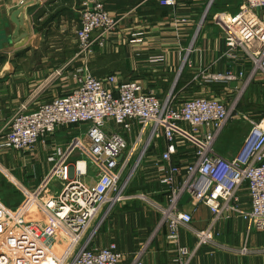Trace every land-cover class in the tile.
Masks as SVG:
<instances>
[{
  "label": "built area",
  "instance_id": "obj_1",
  "mask_svg": "<svg viewBox=\"0 0 264 264\" xmlns=\"http://www.w3.org/2000/svg\"><path fill=\"white\" fill-rule=\"evenodd\" d=\"M159 3L174 7L176 0ZM78 20L76 57H92L94 47H103L119 23L101 0H80ZM211 20L225 33L219 58L230 69L203 78L223 85L227 95L236 94L228 106L215 95L178 99V75L160 99L138 81L114 74L96 78L83 65L63 78L72 81L68 92L14 113L0 139L19 153L62 127L85 125V157L95 169V180L92 185L81 181L88 173L85 160L83 170L79 162L71 166L73 177L68 166H58L54 178L63 183L58 193L44 199L28 194L35 208L30 216L36 220L0 203V264H126L116 244L98 248L92 242L116 205L148 201L147 192L126 193L148 158L162 188L161 201L151 203L159 217L158 231L165 230V242L171 246L170 264H190L203 249L210 255L224 251L218 242L222 223H244L246 236L264 232V117L250 122L233 154L223 156L216 150L219 136L234 118H250L237 113L238 99L255 82H264V0H242L236 14H215ZM238 80L243 83L232 91L224 85ZM159 142L164 149L153 154ZM187 205L208 210L205 229L192 227L193 215L184 211ZM181 232L193 239L192 247L182 242ZM146 250L147 245L127 264H148ZM248 252L244 245L238 253Z\"/></svg>",
  "mask_w": 264,
  "mask_h": 264
},
{
  "label": "crops",
  "instance_id": "obj_2",
  "mask_svg": "<svg viewBox=\"0 0 264 264\" xmlns=\"http://www.w3.org/2000/svg\"><path fill=\"white\" fill-rule=\"evenodd\" d=\"M101 1L106 11L118 18V28L107 38L103 47H94L92 57H76L74 32L79 26L80 0H0V134L20 107L26 106L28 110H33L68 92L72 81L63 78H70L71 72L83 65L96 78L114 74L124 80L138 81L145 92L155 94L160 99L166 96L177 75L176 90L180 100L201 95H215L223 99L222 96L227 95L223 85L206 83L203 78L207 75L224 74L230 69L225 59L219 58L224 49L225 33L217 24L212 23L211 18L220 13L236 14L242 0H176L174 7L162 6L159 0ZM21 7L23 12L20 16L26 21L28 31L20 27L17 36H13L15 26L9 18ZM206 11V18L199 28ZM192 43L191 50L188 51ZM185 58L186 63L181 69ZM248 68L246 65L245 69ZM57 73L60 75L57 76ZM242 83L243 80H238L224 85L229 86L232 91V88H239ZM255 86L257 89L262 87L258 82L250 87ZM250 87L246 91L247 95L245 93L243 96H248ZM250 101L251 99L247 100L248 103ZM70 127L86 131L85 125L62 127L39 140L33 148L49 138L51 145L48 149L59 153L56 164L68 166L72 175L73 164L67 159L71 150L62 152L59 149L65 136L60 130ZM163 149L159 142L158 148L152 153L158 155ZM23 154L25 153L9 149L0 139V172H10L13 163L23 167L26 159ZM150 160L148 158L139 172H136L126 193L135 194L133 188L142 184V190L149 193L154 201L160 202L161 196L158 193L162 188L155 173L149 169ZM85 161L88 173L81 181L92 185L95 171L89 167L87 158ZM16 184L22 193L28 191L23 184ZM245 195L246 192L243 191L242 196ZM20 202H15L18 203L16 207H6L14 211L21 206ZM184 211L192 213L194 229L202 230L207 227L210 214L205 207L194 208L187 205ZM111 213L99 228L92 245L103 248L110 243L116 244L127 264L146 245L145 236L149 228L144 226L142 219L136 221L135 216L128 222L129 212H121L114 221L112 217L117 213ZM219 229L218 242L225 249L219 257L228 264H237L239 260L242 262L240 258L247 255H239L242 248L238 249L236 246H242L245 241V246H254V236L248 235L249 243L244 239L243 231L246 233V226L240 221L222 223ZM164 234L165 230L160 231L155 243H149L148 250L143 254L148 264H170L171 246L166 244ZM180 235L184 244L193 246L194 241L187 233L181 232ZM206 251L209 250H201L190 264H217V253L210 255ZM251 262L252 259L249 258L243 260V264Z\"/></svg>",
  "mask_w": 264,
  "mask_h": 264
},
{
  "label": "rangeland",
  "instance_id": "obj_3",
  "mask_svg": "<svg viewBox=\"0 0 264 264\" xmlns=\"http://www.w3.org/2000/svg\"><path fill=\"white\" fill-rule=\"evenodd\" d=\"M258 84H261L262 87L259 89H257L256 86L254 88L250 87V90H248V93L250 91L248 96L242 95L240 99H238L236 110L240 114L243 113L240 116H246V113H248L247 115L250 118H234L227 126V128L221 133L217 141L218 146H216L217 151L221 155L229 156L233 154V152L235 151L234 149L240 146L242 140L247 135L250 129V122H257L262 117H264V105H262L264 104V82ZM56 95H58V93ZM245 95H247V93ZM226 96L228 95L224 94L222 98L228 106L231 104V102L234 101L236 94L232 93L231 96L229 95V98H226ZM249 99H251V101L248 103L247 100ZM60 131L62 133H65V136L62 138V142H60L59 144L61 146L59 149H61L62 152L65 150H71V155L69 156V158H67L68 162L73 164V166L77 162H84V160L86 159L85 156L88 153L89 142L85 136V131L83 130V128L76 129L70 127L64 128ZM50 145L51 140L49 138L43 140L35 148L23 154L26 156V159L23 162V167H18L16 163H13L10 172H6V174L0 172V203L6 209H9L6 206L16 207L18 203L16 204L15 202L21 201V206H19L14 211L21 212L20 214L29 215L28 218L30 220H36L37 216H30V214H34L35 208L32 206L31 199L28 194H33L38 199H44L47 196H54L62 188L63 183L54 178V172L58 167V164H56L58 161L56 157H58L57 155H59V153L56 150H49L48 148ZM74 173L75 172L73 170L72 175L70 174V176L73 177ZM13 178L15 180H13ZM17 182L23 184L24 187L28 189V191L22 193L20 191V188L17 186L18 184H16ZM136 183L139 184L138 181ZM141 186L142 184H139V186L134 187V191L144 192ZM46 191H48V193H46ZM132 194L133 193H129L127 195L130 196ZM154 200L155 199L148 194L147 202L141 200H130L125 201L124 203H120L119 205H116L114 209H112L113 213L115 211L117 213L112 217L114 218L112 221L120 216L121 212L131 213L128 215V222H131L134 216L136 217V221L142 219L141 221L144 223V226H147V228H149V232L145 236V243L147 245V248L149 243L152 245L153 243H155V240L158 238V234L161 231L160 230L158 232L159 217H157L158 215L154 211L151 203ZM263 234L264 232L251 233V237L254 236L255 245L249 247L247 244L246 247L247 249H249V252L247 256L240 258L242 262L239 260L237 261V264H243V260L247 258H249V260L252 259L251 264H264ZM243 235L244 239H247L248 242L250 236L246 237V233L244 231ZM257 238L258 241H256ZM245 242L242 246L236 247H239L238 249L243 248ZM208 252L209 254L211 253V251H206V253ZM215 253H217V257L215 258L217 264H228V262H226L222 257H219L221 251L218 252L217 250V252H213V254Z\"/></svg>",
  "mask_w": 264,
  "mask_h": 264
},
{
  "label": "water",
  "instance_id": "obj_4",
  "mask_svg": "<svg viewBox=\"0 0 264 264\" xmlns=\"http://www.w3.org/2000/svg\"><path fill=\"white\" fill-rule=\"evenodd\" d=\"M23 12V7L18 8L17 10H15L11 16H10V22H12L15 26V31H14V35L13 36H17L18 30L20 27H23L24 29H26V31H28V29L26 28L25 25V20L23 18V16H20V14ZM28 32H26L25 36H27ZM13 38V37H12ZM14 39V38H13ZM12 41V39L10 40Z\"/></svg>",
  "mask_w": 264,
  "mask_h": 264
},
{
  "label": "bare ground",
  "instance_id": "obj_5",
  "mask_svg": "<svg viewBox=\"0 0 264 264\" xmlns=\"http://www.w3.org/2000/svg\"><path fill=\"white\" fill-rule=\"evenodd\" d=\"M77 167H78V169L83 170V168H84V162H83V161H82V162L80 161V162L78 163Z\"/></svg>",
  "mask_w": 264,
  "mask_h": 264
}]
</instances>
